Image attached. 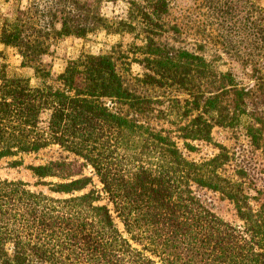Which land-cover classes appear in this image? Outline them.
Instances as JSON below:
<instances>
[{"label": "trees", "instance_id": "obj_1", "mask_svg": "<svg viewBox=\"0 0 264 264\" xmlns=\"http://www.w3.org/2000/svg\"><path fill=\"white\" fill-rule=\"evenodd\" d=\"M127 2L118 19L86 0L0 14V160L55 147L92 173L60 174L58 156L26 165L32 184L0 176V264H264V189L242 149L213 137H243L264 163V7L195 0L177 16L172 0ZM96 31L130 42L82 50L51 82L49 40ZM202 144L211 152L190 157Z\"/></svg>", "mask_w": 264, "mask_h": 264}, {"label": "rangeland", "instance_id": "obj_2", "mask_svg": "<svg viewBox=\"0 0 264 264\" xmlns=\"http://www.w3.org/2000/svg\"><path fill=\"white\" fill-rule=\"evenodd\" d=\"M93 12H97L108 19H118L124 17L128 10L127 0H86ZM43 0H0V14L11 15L15 11L21 13L22 11L30 9L34 11L36 4L41 7ZM259 3L264 7V0H259ZM174 11L177 16L180 13L190 11L195 12L196 2L195 0H172ZM43 5V4H42ZM17 11V12H18ZM14 12V13H13ZM42 21V20H41ZM58 26V24H55ZM50 48L46 54L42 55V60L49 64L51 76L50 81L53 82L57 75L63 71L66 62L69 58L76 57L82 50H90L92 52L108 51L111 47H117V43H122V49H126L125 46L130 42L129 35L120 36L117 34H106L103 31H96L89 33L85 38H78L74 36L66 37H56L50 39ZM3 46L0 45V48ZM6 53L8 54V60L16 66V69L25 75L32 76L33 68L23 67L19 68L20 56L17 50L14 48H6ZM225 63H235L230 62L227 57L224 58ZM1 61V60H0ZM229 61V62H228ZM226 64L225 66H227ZM235 65V64H234ZM134 70H138L136 64L133 65ZM213 137L216 141L221 142L229 147H235L236 149H242L244 165L248 168L253 178L254 186L258 189H264V163L263 159L260 157L258 152L251 153L250 147L246 143V139L240 136L237 140L233 137V134L225 129L216 128L213 130ZM57 148L52 147L37 154H30L24 157V163L19 166H10L9 158L0 160V176L8 178H21L30 184L35 182L31 171L26 165L29 163L37 164L44 162L49 159H55L58 156L63 158V168H58V171L65 173L66 171H71L72 173H87L92 174L89 167H82L81 161L74 158L73 155L67 154L66 152L60 153ZM212 148L209 145L202 144L201 150L198 152L188 153L190 157L199 158L211 152ZM59 157V158H60ZM94 182L97 183L96 177L93 176ZM34 188L45 189V186H33ZM253 194L254 191L252 190ZM200 195L208 207L211 208L217 215L227 219L229 221H237L234 209L232 205L227 201L222 199L218 193L210 190H200Z\"/></svg>", "mask_w": 264, "mask_h": 264}]
</instances>
